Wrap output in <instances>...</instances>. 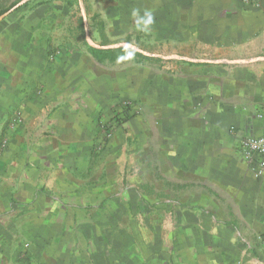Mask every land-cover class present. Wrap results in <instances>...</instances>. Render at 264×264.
I'll use <instances>...</instances> for the list:
<instances>
[{
    "label": "crops",
    "instance_id": "obj_1",
    "mask_svg": "<svg viewBox=\"0 0 264 264\" xmlns=\"http://www.w3.org/2000/svg\"><path fill=\"white\" fill-rule=\"evenodd\" d=\"M26 2L0 21V264H264L239 151L264 136V0ZM142 43L172 61L90 53Z\"/></svg>",
    "mask_w": 264,
    "mask_h": 264
},
{
    "label": "rangeland",
    "instance_id": "obj_2",
    "mask_svg": "<svg viewBox=\"0 0 264 264\" xmlns=\"http://www.w3.org/2000/svg\"><path fill=\"white\" fill-rule=\"evenodd\" d=\"M26 1H28V0H0V9L1 8L4 9L6 7L9 8L10 7L9 6L10 4L16 3V2H18V3L22 2V4L19 5V6H22L24 3H26ZM72 6H77L78 7V11H79V7L85 9L83 0H73ZM85 19H86L85 20V27L88 28V27H90L89 26L90 20L88 21V17L87 16H85ZM90 19H91V21H94L96 18L93 17V18H90ZM99 29H102L103 30V27H99ZM127 45H126L127 48L130 49L131 51H133L135 54L142 55V53H144L145 55L147 54V57H149V58L160 59V57H162V59H164V60H162L163 62H165V61L166 62L167 61H170L171 62L172 61V58L171 57L173 55H172V52H171V50L169 48H165L164 49L162 46H155V45H151V44H148L147 45V44H143V43H142V45H138V46H133V45L129 46L130 44H127ZM127 60H133V59L127 58ZM160 65H161V62H157V60H155V61H153V62L150 63V67L153 70H156V71L159 70V66ZM133 105H134L133 101H130V100H121L115 106H116V108L117 107H121L123 109L130 110L132 107H134ZM135 105L138 106L139 108L141 107V105L139 103H137V102L135 103ZM107 129H110L112 131L111 125L109 126V125L106 124V125L103 126V130H106L105 131L106 135H108ZM111 134H112V132H111ZM24 248L27 250L29 248V246L25 245ZM21 255H22V253H21ZM25 255L26 254L23 253V255L21 256V260L22 259L23 260L26 259V256Z\"/></svg>",
    "mask_w": 264,
    "mask_h": 264
},
{
    "label": "built area",
    "instance_id": "obj_3",
    "mask_svg": "<svg viewBox=\"0 0 264 264\" xmlns=\"http://www.w3.org/2000/svg\"><path fill=\"white\" fill-rule=\"evenodd\" d=\"M245 4L258 7L262 0H243ZM239 151L243 162L250 166L255 176L264 173V136L242 137Z\"/></svg>",
    "mask_w": 264,
    "mask_h": 264
},
{
    "label": "trees",
    "instance_id": "obj_4",
    "mask_svg": "<svg viewBox=\"0 0 264 264\" xmlns=\"http://www.w3.org/2000/svg\"><path fill=\"white\" fill-rule=\"evenodd\" d=\"M27 3L28 2L24 3L23 5H26ZM17 4L19 3L18 2L13 3L12 5H10L9 8L1 11L0 15H2L5 12H8L11 8L15 7ZM90 53L94 57V59L99 63H103L104 61L114 62L122 58H126V59L129 58L133 60L138 58L139 60H142V61L152 60L149 57H146L140 54H135L133 51H131L127 47H118V48H113V49H108V50L91 48Z\"/></svg>",
    "mask_w": 264,
    "mask_h": 264
},
{
    "label": "water",
    "instance_id": "obj_5",
    "mask_svg": "<svg viewBox=\"0 0 264 264\" xmlns=\"http://www.w3.org/2000/svg\"><path fill=\"white\" fill-rule=\"evenodd\" d=\"M22 2H20L19 4H17L14 8H12L11 10H9L8 12H5L4 14L0 15V21L3 20L11 11H13L15 8L19 7V5H21Z\"/></svg>",
    "mask_w": 264,
    "mask_h": 264
}]
</instances>
